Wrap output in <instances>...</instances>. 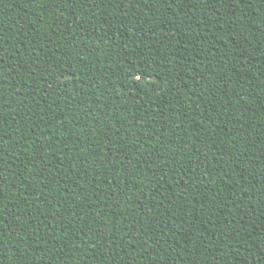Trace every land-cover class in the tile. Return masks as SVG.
Returning <instances> with one entry per match:
<instances>
[{
    "label": "trees",
    "instance_id": "16d2710c",
    "mask_svg": "<svg viewBox=\"0 0 264 264\" xmlns=\"http://www.w3.org/2000/svg\"><path fill=\"white\" fill-rule=\"evenodd\" d=\"M0 57V264H264V0H0Z\"/></svg>",
    "mask_w": 264,
    "mask_h": 264
},
{
    "label": "snow or ice",
    "instance_id": "6c2138e0",
    "mask_svg": "<svg viewBox=\"0 0 264 264\" xmlns=\"http://www.w3.org/2000/svg\"><path fill=\"white\" fill-rule=\"evenodd\" d=\"M144 2L147 3V0H144ZM234 2L239 3L240 0H234ZM65 4L67 5V0H65ZM169 7H171V5H169ZM2 59H3V58L0 57V60H2ZM157 75H159V74H157ZM262 179H264V178H262ZM178 183H179V181H178ZM3 191H4L3 183L0 182V195L3 194ZM146 243H147V242L145 241V244L143 245V246H145V248H146ZM156 259H157V257H156L155 255H153V256H152V260L155 261ZM255 259H256V261H260V260L264 259V256H262V255H257V256L255 257Z\"/></svg>",
    "mask_w": 264,
    "mask_h": 264
}]
</instances>
